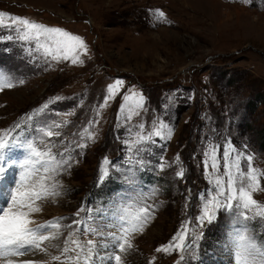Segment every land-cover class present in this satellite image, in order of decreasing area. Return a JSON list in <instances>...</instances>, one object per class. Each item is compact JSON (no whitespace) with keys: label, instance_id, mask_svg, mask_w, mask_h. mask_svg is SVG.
<instances>
[{"label":"rangeland","instance_id":"374dc122","mask_svg":"<svg viewBox=\"0 0 264 264\" xmlns=\"http://www.w3.org/2000/svg\"><path fill=\"white\" fill-rule=\"evenodd\" d=\"M0 13L5 19L22 17L66 30L88 48L80 57L82 64L49 63L36 53L29 55V45L8 39L14 33L0 28V68L17 82L0 91V134L47 104L36 119L68 120L60 131L61 139L70 141L73 133L96 119L107 87L116 79L124 81L119 95L101 110L95 142L76 149L81 154L73 152L71 167L58 177L61 195L42 202V211L33 219L44 223L63 217L68 224L83 207L80 217L89 209L93 215L103 211L111 230L114 202L142 193L151 215L142 231L131 236L132 247L121 254L122 264H233L230 218L224 210L212 223L196 228L198 196L209 188L202 159L209 142L220 145L221 151L230 142L237 151L250 153L253 167L264 172V0H0ZM129 89L143 94L145 109L124 124L120 107ZM158 121L168 122L174 134L170 140L157 138L155 144L145 145L146 151L139 154L144 164L137 172L136 192L126 193L125 128L135 131L143 123L147 132ZM161 157L163 170L158 167ZM180 166L183 179L176 175ZM102 167L109 174L98 183ZM17 179L16 169L4 174L0 207L10 203L7 190ZM260 184L264 188V177ZM253 198L264 204V190L254 192ZM186 221L189 239L193 229L202 233L195 252L185 254L184 260L179 252H157ZM249 223L262 237L259 218ZM44 247L46 252L13 257L14 264H61L51 259L59 250L48 248L47 242Z\"/></svg>","mask_w":264,"mask_h":264},{"label":"snow or ice","instance_id":"6c2138e0","mask_svg":"<svg viewBox=\"0 0 264 264\" xmlns=\"http://www.w3.org/2000/svg\"><path fill=\"white\" fill-rule=\"evenodd\" d=\"M158 15L163 17L164 14L159 12ZM0 28L14 33L8 39H16L29 45V55L36 53L45 62L70 61L74 65L82 64L80 57L88 51L81 37L26 18L9 16L5 19V15L0 13ZM16 83L10 71L0 68V91L10 89ZM18 83L22 84L23 80ZM123 85V80L116 79L107 87L103 102L95 110L96 119L89 120L85 127L73 133L70 141L66 137L61 139L64 133L60 131L69 125L68 120L57 122L36 119L47 110V104L36 114L17 123L14 129L0 134V184L4 174L12 169H16L18 177L7 190L9 205L6 208L0 207V261L14 264L13 257L28 256L37 251L46 252L44 245L47 242L48 248L59 250L60 254L52 255L51 259L60 261L61 264H122L121 254L132 247L131 236L142 231L151 215V205L144 203L142 193L138 194V198L135 195L121 196L114 202L116 211L109 218L111 230L103 221V211L93 215L89 209L84 217H80V212L85 211L83 207L77 211V218L68 224L64 223L63 217L37 223L33 216L42 211V202L49 199L55 201L61 195L63 185L58 177L71 167L72 154L76 149H84L90 142H95L94 129L100 122L101 110L119 95ZM129 92L131 94L125 93L122 97L120 107L124 124L131 122L134 116H139L145 109L143 94L131 89ZM125 132L128 133V138L124 140L128 166L122 178L127 182L128 187L123 189L127 193L129 190L136 192L137 172L144 164L139 154L146 151L145 145L155 144L157 138L170 140L174 129L168 122L158 121L154 122L150 131L145 132V125L140 123L135 126V131L128 127ZM54 137L57 139H53ZM80 154L76 152V155ZM252 160L250 153L237 151L230 142L222 151L220 145L209 142L203 153L202 164L209 188L198 196L201 204L200 214L196 217V228H202L206 222L212 223L218 212L224 210L230 218L228 244L233 264H264V238L249 223L259 218L264 224V204L253 198L254 192L264 190L260 184L264 172L255 169ZM175 163L180 164L179 156ZM104 164H108L107 159ZM165 166L161 157L158 167L163 170ZM108 174L109 169L102 167L98 183H103ZM176 175L180 179L184 178L182 166L178 168ZM154 194L153 190L152 195ZM189 223L190 221L184 222L172 241L166 246L158 247L156 251L167 254L179 252L182 254L180 260H184L185 254L190 256L194 253V245L202 233L193 229L189 239ZM84 237L90 238L85 240ZM22 264L39 262L26 260ZM150 264H154V261Z\"/></svg>","mask_w":264,"mask_h":264},{"label":"trees","instance_id":"16d2710c","mask_svg":"<svg viewBox=\"0 0 264 264\" xmlns=\"http://www.w3.org/2000/svg\"><path fill=\"white\" fill-rule=\"evenodd\" d=\"M254 223H255V225L257 226L258 222H254ZM262 238H264V231H263V233H262Z\"/></svg>","mask_w":264,"mask_h":264},{"label":"bare ground","instance_id":"6f19581e","mask_svg":"<svg viewBox=\"0 0 264 264\" xmlns=\"http://www.w3.org/2000/svg\"><path fill=\"white\" fill-rule=\"evenodd\" d=\"M0 192H1V191H0ZM8 203H9V202H6L7 205L5 204V208L9 205Z\"/></svg>","mask_w":264,"mask_h":264}]
</instances>
